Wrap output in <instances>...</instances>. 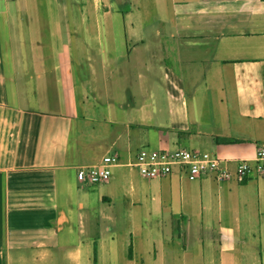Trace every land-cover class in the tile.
Masks as SVG:
<instances>
[{
    "label": "crops",
    "instance_id": "1",
    "mask_svg": "<svg viewBox=\"0 0 264 264\" xmlns=\"http://www.w3.org/2000/svg\"><path fill=\"white\" fill-rule=\"evenodd\" d=\"M147 147L256 167L264 0H0V264H186L189 250L194 264H244L256 245L264 253V174L192 180L178 166L148 179L131 165ZM112 154L108 181L79 180ZM155 220L183 222L179 239L155 235ZM119 223L131 232L120 246Z\"/></svg>",
    "mask_w": 264,
    "mask_h": 264
},
{
    "label": "built area",
    "instance_id": "2",
    "mask_svg": "<svg viewBox=\"0 0 264 264\" xmlns=\"http://www.w3.org/2000/svg\"><path fill=\"white\" fill-rule=\"evenodd\" d=\"M118 160V155L112 154L105 156L99 164L82 166L78 178L90 184L106 182L111 178L113 167ZM254 161L255 168L252 164L253 160H239L234 171L226 166V159L210 152L186 148L158 150L147 147L138 152L131 165L137 167L141 175L148 179L164 178L179 166L186 170L188 178L192 180L203 176H213L217 180L236 179L243 182L254 169H257L259 174H264V147L258 150Z\"/></svg>",
    "mask_w": 264,
    "mask_h": 264
},
{
    "label": "rangeland",
    "instance_id": "3",
    "mask_svg": "<svg viewBox=\"0 0 264 264\" xmlns=\"http://www.w3.org/2000/svg\"><path fill=\"white\" fill-rule=\"evenodd\" d=\"M142 225L144 224V228H146L147 224H145V222H140ZM159 223H163V228L159 225ZM151 228L154 230L155 235L158 234L160 236H164L165 232H169L168 235L171 237V240L173 238L179 239L180 233L182 231V227H183V222L180 221H169V222H158V221H154L151 222ZM218 228V227H217ZM122 229V236L119 237V246H120V242L123 239V237L125 236L126 241L128 240L130 242V235L131 232L128 231L130 228L129 227H123L122 223H119V226L116 227V230ZM142 231L141 229H138L137 232L140 233V231ZM199 231V229H198ZM193 238H192V245L195 241V235H199L198 233H195V231L192 232ZM190 244V243H189ZM178 250H180L181 248L176 247ZM202 248H199L198 252L201 253ZM260 251V246L256 245L254 247V250L249 253L247 256L248 258L244 261V264H250L252 259H254L255 257H259L260 259H264V253ZM193 257H194V253H192L190 250L187 252V262L186 264H194L193 261ZM255 264H262L261 262L259 263H255Z\"/></svg>",
    "mask_w": 264,
    "mask_h": 264
}]
</instances>
